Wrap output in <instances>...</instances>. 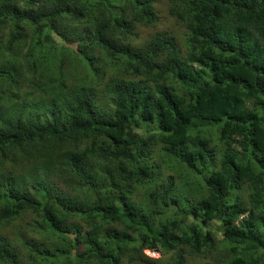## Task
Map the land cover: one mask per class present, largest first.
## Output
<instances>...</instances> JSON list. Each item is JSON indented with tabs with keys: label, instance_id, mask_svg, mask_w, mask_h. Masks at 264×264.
Here are the masks:
<instances>
[{
	"label": "trees",
	"instance_id": "trees-1",
	"mask_svg": "<svg viewBox=\"0 0 264 264\" xmlns=\"http://www.w3.org/2000/svg\"><path fill=\"white\" fill-rule=\"evenodd\" d=\"M157 1L0 0V264H264V0Z\"/></svg>",
	"mask_w": 264,
	"mask_h": 264
},
{
	"label": "rangeland",
	"instance_id": "rangeland-1",
	"mask_svg": "<svg viewBox=\"0 0 264 264\" xmlns=\"http://www.w3.org/2000/svg\"><path fill=\"white\" fill-rule=\"evenodd\" d=\"M155 5H156V12L158 15L157 24L153 27L152 26L151 27H143V26L137 27V30H136L137 39L135 41V44L140 46L141 43L150 39L157 32H166L167 34L169 33V34L176 36L181 46H184L183 42L185 38L188 36V33L184 29V27H182L176 21V19L170 15L169 9H168L169 7L168 0H158ZM183 54L187 55V53L185 52H183ZM182 57L185 58V56H182ZM99 96H100V99L103 98L102 94H99ZM140 132L143 133L142 131ZM52 184L58 190V192L60 191L63 195H64V192H67V189L65 188L62 189V183L58 180L57 177L52 178ZM209 227L212 228L215 232H219L221 234L220 227L216 222L210 224ZM13 232L17 234L16 238L18 236V239L21 238L18 234H21L22 236L28 239L34 238L38 242L43 243L46 241V238H44L41 235L42 231L40 230V227L36 229L31 224V218L29 217L25 218L22 221L17 222L13 226ZM8 234L9 236H12V230H9ZM220 234L218 235L219 237H221ZM143 254H144V258L147 259V261H151L156 264H170L176 255L175 252L164 253L162 251V248L160 247H157L154 250L145 249L143 251ZM206 262H208V260H205L199 257H190V256L187 257V260H186V264H204ZM124 264H132V263L125 260Z\"/></svg>",
	"mask_w": 264,
	"mask_h": 264
}]
</instances>
